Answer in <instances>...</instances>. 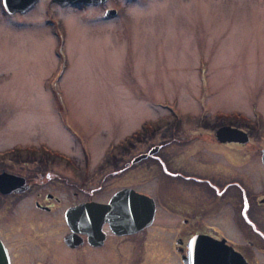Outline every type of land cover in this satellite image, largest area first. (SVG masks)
<instances>
[{
	"label": "rangeland",
	"instance_id": "obj_1",
	"mask_svg": "<svg viewBox=\"0 0 264 264\" xmlns=\"http://www.w3.org/2000/svg\"><path fill=\"white\" fill-rule=\"evenodd\" d=\"M105 3L114 14L96 3L34 0L12 12L0 4V164L29 144L79 165L86 154L95 196L115 186L107 149L142 120L161 125L178 110L207 119L264 112V0ZM168 144L170 153L192 148ZM147 167L135 169L137 186L155 179Z\"/></svg>",
	"mask_w": 264,
	"mask_h": 264
},
{
	"label": "flooded vegetation",
	"instance_id": "obj_2",
	"mask_svg": "<svg viewBox=\"0 0 264 264\" xmlns=\"http://www.w3.org/2000/svg\"><path fill=\"white\" fill-rule=\"evenodd\" d=\"M105 1L96 4L111 7ZM205 116L178 110L164 114L161 125L142 120L107 149L115 186L104 196H95L89 185L94 174L84 165L86 154L79 165L43 144L20 146L10 163L0 164L24 183L21 190L0 191L7 264H264V112ZM221 124L241 135L218 139ZM181 140L192 141L191 150L170 153L168 142ZM147 166L155 179L137 186L135 169ZM101 179L94 181L97 187ZM71 182L80 191L56 190ZM119 190L148 197L149 217L140 216L129 192L104 217H66L70 206L106 203Z\"/></svg>",
	"mask_w": 264,
	"mask_h": 264
},
{
	"label": "water",
	"instance_id": "obj_3",
	"mask_svg": "<svg viewBox=\"0 0 264 264\" xmlns=\"http://www.w3.org/2000/svg\"><path fill=\"white\" fill-rule=\"evenodd\" d=\"M57 3H71V4H78V3H97L103 0H52ZM34 0H1V4L3 8L7 12H12L14 10L22 11L27 8ZM115 12L114 7H108L103 10L104 15L113 14ZM215 134L218 139L224 140L225 138H236L241 135V132L236 127L230 126L228 124H221L215 129ZM261 158L264 161V149L261 153ZM22 177L14 174L9 173L3 170H0V191H8L10 189L20 190L24 188V183L21 182ZM131 193L134 195L135 201V209H140L142 212L140 216L149 217V212L152 211V203L151 200L139 193L138 191L133 190H119L116 191L106 203H78L73 206H70L68 210H66V217L75 218V222H79L82 215H87L86 217L92 218L96 215H101L104 217L106 213H112L115 211V208L120 206L119 204L122 201L124 195H128L127 193ZM147 199V200H146ZM142 201V204L140 203ZM86 210V212L84 211ZM105 213V214H104ZM83 215V217H84ZM112 216V215H111ZM110 215H108V218ZM93 222V220H92ZM110 224H112L110 222ZM0 264H7V255L5 249L0 241Z\"/></svg>",
	"mask_w": 264,
	"mask_h": 264
},
{
	"label": "trees",
	"instance_id": "obj_4",
	"mask_svg": "<svg viewBox=\"0 0 264 264\" xmlns=\"http://www.w3.org/2000/svg\"><path fill=\"white\" fill-rule=\"evenodd\" d=\"M14 148H15L14 150H9V152H10V153H11V152H12V153H16V152H17V150H16L17 148H16V147H14ZM13 151H14V152H13Z\"/></svg>",
	"mask_w": 264,
	"mask_h": 264
}]
</instances>
